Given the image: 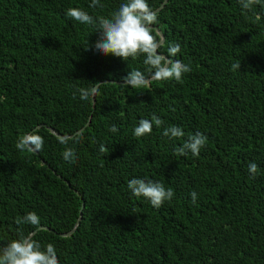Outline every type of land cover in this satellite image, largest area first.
<instances>
[{"label":"trees","instance_id":"16d2710c","mask_svg":"<svg viewBox=\"0 0 264 264\" xmlns=\"http://www.w3.org/2000/svg\"><path fill=\"white\" fill-rule=\"evenodd\" d=\"M163 1L147 0L154 10ZM90 2L0 0V248L35 230L59 264H264V7L244 14L238 0H166L153 28L181 45L173 59L192 70L133 89L119 83L144 70L143 56L96 53L100 33L66 15L76 7L109 17L124 0ZM96 83L99 94L81 101L77 89ZM153 115L163 126L134 137ZM172 125L185 135L163 136ZM51 128L71 138V163ZM32 132L42 150L19 151ZM196 132L207 137L199 155H175ZM132 178L174 197L156 209L132 195ZM28 212L40 228L16 223Z\"/></svg>","mask_w":264,"mask_h":264},{"label":"clouds","instance_id":"9594fccd","mask_svg":"<svg viewBox=\"0 0 264 264\" xmlns=\"http://www.w3.org/2000/svg\"><path fill=\"white\" fill-rule=\"evenodd\" d=\"M238 3L244 14L252 12L257 5L264 7V0H238ZM89 7L102 9L104 5L101 0H91ZM66 15L81 24L92 26L95 29L94 32L100 33L99 39L93 46L96 53L105 56L110 54L123 61L143 56L144 70L127 72V75L122 77L119 83L122 88H150L153 81L175 80L180 82L184 74L192 70L189 64L173 59L180 53L181 45L167 42L162 33L153 28V25L158 22V12L149 6L147 0H124L109 17L94 18L88 12L76 7L67 9ZM253 15L257 22L262 18L261 13L254 12ZM165 46L167 55L161 52V48ZM232 67L238 70L240 62L232 65ZM102 84L96 83L92 84L90 88L77 89L80 100L88 101L90 98H94L99 94ZM73 98H76V93H73ZM163 124L164 121L156 115L150 119H140L133 128L132 134L136 138H141L151 134L154 125L160 128ZM50 130L54 129L51 128ZM109 131L115 133L118 129L112 125ZM162 135L172 140L183 137L185 133L181 127L172 125L164 128ZM69 139L71 138L64 135L62 137L57 136L58 142L66 146L62 152V159L71 163L75 153L71 147H67ZM206 142L207 137L196 132L189 136L182 146L177 147L174 154L186 156L190 152L193 156H197L201 149L206 146ZM16 148L22 152L36 153L43 148V137L35 132L25 133L18 139ZM99 151L104 153L106 148L101 145ZM248 172L250 177L254 178L258 172L257 164L250 162ZM127 188L133 196L146 199L156 209L174 197L171 188H165L162 183L147 178H132L128 182ZM190 197L192 203L195 204L198 193L193 191L190 193ZM16 223L18 225L29 224L38 228L40 218L36 213L28 212L23 217L18 218ZM33 235V233L25 235L21 232L18 239L11 240L6 246L0 248V264H59L54 245L47 244L42 249L41 244L33 239Z\"/></svg>","mask_w":264,"mask_h":264},{"label":"water","instance_id":"95a60500","mask_svg":"<svg viewBox=\"0 0 264 264\" xmlns=\"http://www.w3.org/2000/svg\"><path fill=\"white\" fill-rule=\"evenodd\" d=\"M165 1L166 0H164L155 10L156 11H158L163 5H164V3H165ZM155 28V30H157L158 32H160V33H162L157 27H154ZM163 35V34H162ZM163 37H164V35H163ZM117 82H119V81H117ZM88 123V122H87ZM86 123V124H87ZM54 134H56V135H59V136H62L60 133H58V132H56V131H54V130H51ZM81 206H83V203L81 204ZM80 217V216H79ZM79 217H78V219H79ZM78 223V221L76 222V224ZM41 227V226H40ZM40 227H38V228H40ZM42 227H44V226H42ZM46 228V227H45ZM71 231H73V230H71ZM70 231V232H71ZM35 232V230L34 231H32L31 233H34ZM70 232H67V233H62V235H68Z\"/></svg>","mask_w":264,"mask_h":264}]
</instances>
